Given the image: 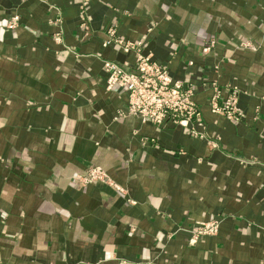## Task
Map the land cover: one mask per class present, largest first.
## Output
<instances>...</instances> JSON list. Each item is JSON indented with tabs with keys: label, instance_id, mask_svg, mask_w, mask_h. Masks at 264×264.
<instances>
[{
	"label": "crops",
	"instance_id": "1",
	"mask_svg": "<svg viewBox=\"0 0 264 264\" xmlns=\"http://www.w3.org/2000/svg\"><path fill=\"white\" fill-rule=\"evenodd\" d=\"M80 2L0 0V263L264 264V0ZM139 52L196 89V134L121 114L103 64Z\"/></svg>",
	"mask_w": 264,
	"mask_h": 264
},
{
	"label": "built area",
	"instance_id": "2",
	"mask_svg": "<svg viewBox=\"0 0 264 264\" xmlns=\"http://www.w3.org/2000/svg\"><path fill=\"white\" fill-rule=\"evenodd\" d=\"M80 8L83 10L89 0H81ZM17 19L9 24L13 29ZM84 24V20H82ZM215 46L212 41L210 48ZM126 45L125 49H132ZM210 48H206L209 51ZM106 73V89L123 93L127 97V111L121 113L126 116L139 118L143 123L163 126L168 123L190 129L196 134L194 125H202V115L195 100L196 89L187 85V81L175 80L169 73L168 67L153 60L152 55L137 54L135 64L131 68L128 64L120 65L115 62L103 64ZM222 103L219 104V100ZM235 93L222 98V91H217L210 100L209 107L212 113L225 116L232 122L243 119V113L238 107ZM106 174L100 168L89 170L84 178L89 181H105ZM219 221L199 222L191 230V244L203 235H215L218 231Z\"/></svg>",
	"mask_w": 264,
	"mask_h": 264
},
{
	"label": "rangeland",
	"instance_id": "3",
	"mask_svg": "<svg viewBox=\"0 0 264 264\" xmlns=\"http://www.w3.org/2000/svg\"><path fill=\"white\" fill-rule=\"evenodd\" d=\"M212 41H214L215 42V40L214 39H210V40H208V41H206V44H207V47L206 48H210V44H211V42ZM216 43V42H215ZM245 45V44H244ZM214 47V46H213ZM237 95V94H236ZM237 99H238V96H237ZM238 103H239V99H238ZM198 106V105H197ZM198 109H199V107H198ZM200 110V109H199ZM201 112V111H200ZM201 115H202V113H201ZM1 264V263H0Z\"/></svg>",
	"mask_w": 264,
	"mask_h": 264
}]
</instances>
